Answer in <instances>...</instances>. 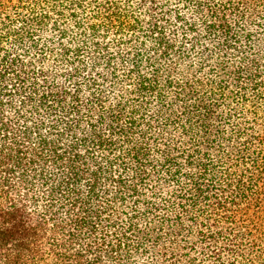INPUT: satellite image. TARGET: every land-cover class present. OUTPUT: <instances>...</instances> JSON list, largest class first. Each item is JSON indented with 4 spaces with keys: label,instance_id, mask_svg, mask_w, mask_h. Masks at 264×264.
<instances>
[{
    "label": "trees",
    "instance_id": "trees-1",
    "mask_svg": "<svg viewBox=\"0 0 264 264\" xmlns=\"http://www.w3.org/2000/svg\"><path fill=\"white\" fill-rule=\"evenodd\" d=\"M0 264H264V0H0Z\"/></svg>",
    "mask_w": 264,
    "mask_h": 264
}]
</instances>
